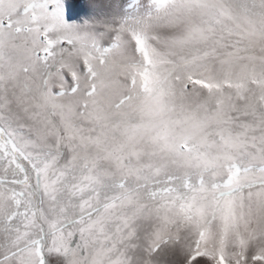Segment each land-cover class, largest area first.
I'll list each match as a JSON object with an SVG mask.
<instances>
[{"label": "snow or ice", "instance_id": "snow-or-ice-1", "mask_svg": "<svg viewBox=\"0 0 264 264\" xmlns=\"http://www.w3.org/2000/svg\"><path fill=\"white\" fill-rule=\"evenodd\" d=\"M0 0V264H264V0Z\"/></svg>", "mask_w": 264, "mask_h": 264}, {"label": "rangeland", "instance_id": "rangeland-1", "mask_svg": "<svg viewBox=\"0 0 264 264\" xmlns=\"http://www.w3.org/2000/svg\"><path fill=\"white\" fill-rule=\"evenodd\" d=\"M69 4L68 14L72 19H78L86 10V0H69Z\"/></svg>", "mask_w": 264, "mask_h": 264}, {"label": "clouds", "instance_id": "clouds-1", "mask_svg": "<svg viewBox=\"0 0 264 264\" xmlns=\"http://www.w3.org/2000/svg\"><path fill=\"white\" fill-rule=\"evenodd\" d=\"M129 0H121L122 6L126 7Z\"/></svg>", "mask_w": 264, "mask_h": 264}]
</instances>
